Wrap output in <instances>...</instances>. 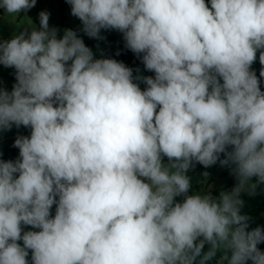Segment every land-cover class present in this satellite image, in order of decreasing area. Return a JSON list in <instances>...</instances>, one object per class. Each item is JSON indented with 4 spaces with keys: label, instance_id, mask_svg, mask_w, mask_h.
Returning <instances> with one entry per match:
<instances>
[{
    "label": "clouds",
    "instance_id": "9594fccd",
    "mask_svg": "<svg viewBox=\"0 0 264 264\" xmlns=\"http://www.w3.org/2000/svg\"><path fill=\"white\" fill-rule=\"evenodd\" d=\"M66 2L83 33L121 32L154 76L94 59L47 11L0 41L16 80L0 89V132L30 129L18 158L0 159V264H29V250L31 264H194L205 244L199 264L218 251V264H264V229L248 230L241 198L264 184V0ZM217 162L235 186L189 195L188 171Z\"/></svg>",
    "mask_w": 264,
    "mask_h": 264
},
{
    "label": "rangeland",
    "instance_id": "374dc122",
    "mask_svg": "<svg viewBox=\"0 0 264 264\" xmlns=\"http://www.w3.org/2000/svg\"><path fill=\"white\" fill-rule=\"evenodd\" d=\"M41 11H47L50 13L49 16V26L54 27V25L60 19L59 5L55 0H37L35 7L29 10L27 13L21 12L18 17H8L7 13L2 9V17H0V41H7L13 38L14 35H18L19 32L23 31L25 27H28V24L39 28V13ZM30 20H28L27 18ZM66 23L69 26L68 29H72L77 32L79 38H81L85 45L89 47L93 52L94 59H99L107 54V52L113 48L120 45L123 41V34L117 30H104L102 29L100 32V37H110L114 36L115 39L110 43H101V42H90L95 38H89L82 29L81 21L71 15V5L67 4L66 6ZM257 59L259 60V51L257 52ZM123 63L133 70V77L136 76H153L149 73L148 70L145 69L142 61L140 62H131L128 63L123 61ZM261 81V80H260ZM137 82L141 88L144 90L146 85L140 81ZM16 82L13 81L10 77L9 68L4 67L0 64V89L11 92L13 85ZM260 88L264 91V84L260 82ZM18 135L28 136L30 135V129L21 126L17 129L15 126L10 131L0 132V159L3 160V155L5 151L9 148L13 147L14 140ZM15 148V147H14ZM19 150L16 148L15 156L12 160L18 158ZM223 155H221V159H223ZM5 161V160H4ZM167 163V158L164 160ZM207 172L209 175L205 177L203 173ZM187 175L191 179V188L189 190V195L194 193H207L211 192L213 196H217L220 191H230L237 182L233 179V175L230 173L229 167H221L219 162L217 164L205 168L200 164H196L193 169H190ZM247 193V192H244ZM254 195H261L264 198V188L259 185L256 189ZM177 202H181L183 197H176ZM56 211V210H55ZM55 214L52 216L54 217ZM249 229L251 230L257 226L264 229V216L262 214H255L249 223ZM38 229H33L31 226H24V231H37ZM22 245V241H19ZM209 245L205 244L204 249L202 250V254L200 257H197L194 264H199L200 259L203 256L204 252L209 250ZM259 249L264 252V243L258 245ZM223 255L221 251L216 253V256L209 261H206L205 264H218L220 261V257ZM29 264H31V250H29V256L27 257ZM223 264H227V261H224ZM251 264V261L248 262Z\"/></svg>",
    "mask_w": 264,
    "mask_h": 264
},
{
    "label": "trees",
    "instance_id": "16d2710c",
    "mask_svg": "<svg viewBox=\"0 0 264 264\" xmlns=\"http://www.w3.org/2000/svg\"><path fill=\"white\" fill-rule=\"evenodd\" d=\"M55 1H57L59 5L60 19L54 25V27L59 30L58 35H62L63 31L69 28V26L66 23V6L69 3H67L66 0H55ZM205 2L210 7V0H205ZM114 39H115L114 36H110V37H104L102 39H93L90 42L110 43ZM103 58H111L119 62L126 61L128 63H131L133 61L135 62L142 61L140 57H138L136 54H134L132 51H130L129 49L125 47V41H123L117 47L111 48L105 56L99 59H103ZM260 69H261V65L259 63V60L256 59V62L251 66V70L255 71L258 78H260V75H259ZM9 73H10L11 79L16 82L15 69L9 68ZM149 73L154 76V72L149 71ZM260 80L264 84V78H260ZM15 152H16V148L14 147L9 148L7 151H5L3 155V160L5 161L12 160L15 156ZM233 179L235 180V182H237L235 176H233ZM261 186L262 188H264V184H261ZM241 198L244 200V206L242 208V213L249 216L250 220L257 213L262 214L264 216V198L261 195H249L248 193H242ZM55 210H56V205L54 204L51 209V216L55 214ZM250 220H249V223H250ZM37 231H39V229Z\"/></svg>",
    "mask_w": 264,
    "mask_h": 264
},
{
    "label": "crops",
    "instance_id": "0c3cea01",
    "mask_svg": "<svg viewBox=\"0 0 264 264\" xmlns=\"http://www.w3.org/2000/svg\"><path fill=\"white\" fill-rule=\"evenodd\" d=\"M2 9H0V17H2V13H1Z\"/></svg>",
    "mask_w": 264,
    "mask_h": 264
}]
</instances>
